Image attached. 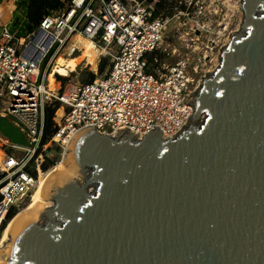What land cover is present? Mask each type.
<instances>
[{
  "label": "water",
  "instance_id": "95a60500",
  "mask_svg": "<svg viewBox=\"0 0 264 264\" xmlns=\"http://www.w3.org/2000/svg\"><path fill=\"white\" fill-rule=\"evenodd\" d=\"M238 4L186 124L79 128L42 185L51 204L12 222L0 264H264V0ZM0 135L28 145L2 113Z\"/></svg>",
  "mask_w": 264,
  "mask_h": 264
},
{
  "label": "built area",
  "instance_id": "2783aa9c",
  "mask_svg": "<svg viewBox=\"0 0 264 264\" xmlns=\"http://www.w3.org/2000/svg\"><path fill=\"white\" fill-rule=\"evenodd\" d=\"M234 5L232 0H70L22 34L4 26L2 114L25 134L28 145L4 138L22 152H5L0 159V223L12 204L30 200L47 167L56 163L55 154L62 158L79 128L94 124L108 134L124 128L138 136L153 128L166 136L179 131L193 109L186 98L206 73H200L201 66L218 61L235 30L231 24L241 10ZM75 35L109 53L110 64L90 81L59 91L62 82L51 88L48 73H54V61L67 45V54L76 49ZM54 99L59 101L54 130L44 139V108Z\"/></svg>",
  "mask_w": 264,
  "mask_h": 264
},
{
  "label": "rangeland",
  "instance_id": "374dc122",
  "mask_svg": "<svg viewBox=\"0 0 264 264\" xmlns=\"http://www.w3.org/2000/svg\"><path fill=\"white\" fill-rule=\"evenodd\" d=\"M232 2H233V4H236V0H232ZM1 4H3L4 10H3V12H0V18L2 20H5L6 18L9 17L10 14H12V12L17 7L14 6V4L12 3V0H3L1 2ZM218 5L221 7V3H218ZM224 11H225V7L223 8L222 12H224ZM228 12L230 13V11H228ZM235 16H236V18L233 19V23L231 24V28H235V30H238L239 27H240L241 20H242V12L241 11L240 12H236ZM170 33H171V31H170ZM170 33H167V39L171 40L172 42H175L176 38H172L170 36ZM17 34H22V33H17ZM72 41H76V44H77V47H76V49L73 52V55L72 54L71 55H67L65 52L64 53L60 52L59 53L60 57L57 58L56 64H55V61H54L55 65L53 67H57V66H61L63 64V60L68 59L69 56H73L72 58H76V57L78 58L77 66L75 67V69L73 71H71L69 73V75H66V76H64V78H62L61 87L58 88L57 87L58 84H55L54 88L55 87L58 88L59 91H62L64 89H66V88H69L70 86H72V84L81 82L80 81V76H81V74H82L84 69H89L91 72H93L95 74H100V73H98V62H99V59H100L101 55L106 54V53H102L101 52V48L97 49L93 45L92 46H88L86 44L88 39H86V38H84L82 36L75 35L73 37ZM67 50L69 51L68 45L65 47L64 51H67ZM108 55H109V59L111 60V55L110 54H108ZM44 60L40 63V68L43 67ZM213 63H214V61H209L205 65H202L201 66L202 69L200 70V73L211 71L214 68V66L216 65L217 60L214 63V65H213ZM55 77H57V76H55ZM0 102H1V100H0ZM20 152H22V150L20 148L14 147V151L12 153L14 154V153H20ZM60 158H61L60 153L55 154V157L53 159L56 160V163L52 164V165H49V167H47L48 168L47 172L49 170L53 169V167L57 163H59L61 161ZM41 179H40V181H41ZM35 191H34V193H35ZM34 193H33V195H34ZM33 195H32L30 200L25 201V203L19 205L17 212L20 209L24 208L26 205H28L30 202L33 201ZM50 204H51V201H50ZM50 204H48V205H50ZM8 222H7V224H8ZM7 224H6V226H7ZM5 227L3 228V230L0 233V245H1V242L3 241L2 238H3L4 231H5Z\"/></svg>",
  "mask_w": 264,
  "mask_h": 264
},
{
  "label": "trees",
  "instance_id": "16d2710c",
  "mask_svg": "<svg viewBox=\"0 0 264 264\" xmlns=\"http://www.w3.org/2000/svg\"><path fill=\"white\" fill-rule=\"evenodd\" d=\"M70 0H27L26 2V28L28 30H32L39 25L40 19L47 13L52 10L61 9L66 7L67 3ZM109 53L101 55L98 62V73H102L106 68L109 67L110 59ZM73 55V53H72ZM72 58V57H69ZM58 77H63L60 74H56ZM95 77V74L91 72L89 69H84L81 76L80 81L82 83L90 81ZM59 107V101L57 99L52 100L47 103L44 108V116H45V128H44V139L49 137L51 132L54 130V121L53 115L54 111ZM5 151L8 153H12L14 151V147L11 145L5 146ZM43 167L46 168L47 164L43 163ZM1 197V195H0ZM18 207L15 204H12L4 218L0 223V233L3 228L6 226L7 222L13 217V215L17 212ZM9 223V222H8ZM6 228V227H5Z\"/></svg>",
  "mask_w": 264,
  "mask_h": 264
},
{
  "label": "bare ground",
  "instance_id": "6f19581e",
  "mask_svg": "<svg viewBox=\"0 0 264 264\" xmlns=\"http://www.w3.org/2000/svg\"><path fill=\"white\" fill-rule=\"evenodd\" d=\"M238 0H236V4L234 5L238 7ZM89 41V40H88ZM87 41V45L88 46H92V43L89 41ZM60 57V56H59ZM217 60V59H216ZM216 60L214 61V63L216 62ZM77 61H78V58H68V59H65L63 60V64L61 66H57V67H54V71H58L59 73L61 74H68L69 70H74L75 69V66L77 64ZM213 63V65H214ZM51 75V76H50ZM49 75V85L51 88H54V82H55V79L53 77L52 74ZM71 87L69 88H66V90H69ZM1 153V151H0ZM65 158V157H64ZM64 158L59 162L57 163L54 167H58V166H61L63 164V161H64ZM1 159V158H0ZM52 171L49 170L48 172L45 173V175L42 177L41 181L39 182L38 184V187L36 188V191L33 195V201L30 202L28 205H26L24 208L20 209L13 217L12 219L9 221V223L7 224L6 228H5V231H4V234H3V238H2V242H1V245H4L5 241L7 239L10 238V232H9V228L12 224V222L21 214L23 213L24 211H29V210H37V209H40V208H44L45 206H47L48 204H50V199L48 198H45L43 196V188H42V185L47 177V175ZM31 199V198H30ZM1 245H0V253H1Z\"/></svg>",
  "mask_w": 264,
  "mask_h": 264
},
{
  "label": "crops",
  "instance_id": "0c3cea01",
  "mask_svg": "<svg viewBox=\"0 0 264 264\" xmlns=\"http://www.w3.org/2000/svg\"><path fill=\"white\" fill-rule=\"evenodd\" d=\"M12 3L14 4V6H16L17 8L12 12V14H10L9 15V17L8 18H6L5 20H2L1 18H0V33H1V30H2V28L5 26V27H7V28H9L12 32H14V33H24L26 30H27V28H26V2H21L20 0H12ZM3 10H4V6H3V4H0V12H3ZM66 53L67 54V52L66 51H63V52H61V53ZM74 52V51H73ZM72 52V53H73ZM72 53H70V54H67V55H71ZM60 56V54H58V56H57V58ZM62 57V56H61ZM69 57H73V56H69ZM64 58V57H63ZM57 61V60H56ZM56 64V63H55ZM55 64H53V66L55 65ZM52 66V69L54 70V67ZM76 66H77V64H76ZM75 66V67H76ZM43 68V67H42ZM41 68V69H42ZM71 71H73V70H69L68 72L70 73ZM58 71H54V73H51L50 71H49V73H48V77H49V75L50 74H52L53 75V77H54V79H55V84H58L59 83V81H61L62 82V78H64V76H66V75H69V73L68 74H61V73H57ZM56 74H60V75H62L63 77H58ZM55 76H57V77H55ZM55 84H54V86H55ZM58 86V85H57ZM56 88V87H55ZM2 103L0 102V113H3L2 112ZM8 144L7 143H5V140H4V137H2L1 135H0V151H1V153H0V158H2L3 156H4V153L6 152L5 151V146H7Z\"/></svg>",
  "mask_w": 264,
  "mask_h": 264
}]
</instances>
